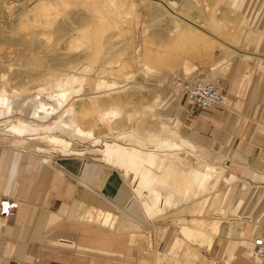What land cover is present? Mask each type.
Segmentation results:
<instances>
[{"label":"bare ground","instance_id":"obj_1","mask_svg":"<svg viewBox=\"0 0 264 264\" xmlns=\"http://www.w3.org/2000/svg\"><path fill=\"white\" fill-rule=\"evenodd\" d=\"M222 1L0 0V51L5 45L19 49L13 56L0 52L1 138L42 153L50 165L56 153L88 151L135 183L126 202L135 199L147 218L159 219L169 210L177 214V231L159 230L165 244L155 263L218 264L215 254L221 258L232 247L228 261L239 243L251 256V244L242 239L243 222L234 220L253 193L249 181L181 146L182 135L161 117L162 92L134 107L123 93L136 73L133 67L143 78L167 69L187 80L216 68L226 72L236 63L247 73L264 69V38L247 51L258 40V27L240 2L224 6ZM142 15L148 24H141ZM12 66L15 76L34 72L31 84H13L6 74ZM59 66L67 68L52 71ZM81 142L90 144L79 148ZM262 169L249 170L254 181L264 180ZM107 206L76 202L74 216L110 230L120 218L133 222L139 264H150L151 221ZM2 210H7L4 203Z\"/></svg>","mask_w":264,"mask_h":264},{"label":"crops","instance_id":"obj_2","mask_svg":"<svg viewBox=\"0 0 264 264\" xmlns=\"http://www.w3.org/2000/svg\"><path fill=\"white\" fill-rule=\"evenodd\" d=\"M226 2L229 6L240 2L250 23L258 27V40L248 48L251 52V47L259 46L260 40L264 38V0L257 7L255 0ZM240 65L234 64L224 74L218 68L214 69L210 79L221 84L222 101L207 109L210 112L203 110L189 119V110L180 103L177 105L178 102L172 104L171 97L166 94L162 103L165 111L162 117L182 135L181 146L192 145L209 161L225 167L243 180L248 179V187L253 189V193L248 205L234 220L243 222L242 239L252 247V236L264 232L261 230L264 223V180L258 182L245 177L244 171H260L264 168L263 157H259L262 149L253 164L247 161L249 144H252L251 154L257 146H264V102L257 103L258 100H264V69L247 73ZM238 71L242 72V76L236 79L234 75ZM240 89L245 101L236 96ZM253 100L257 101L256 105L251 104V114H256L258 120L249 127L244 122L246 116L238 113V110L244 109ZM211 125L210 139L200 134V131L206 132ZM215 140L222 143L219 150L212 146ZM234 142L235 147L239 148L232 151ZM0 143V264H139V241L132 236L137 226L133 222L120 218L115 229L110 230L85 223L74 216L76 202H84L103 209L109 205L110 209L114 207L115 212L125 211L132 218L149 222L135 199L126 202L130 187L122 171L121 174L112 170L117 168L83 155H75L76 160L52 155L50 165L42 153L15 148L1 136ZM106 199L112 203H107ZM3 203L7 206L6 211L2 210ZM250 217L255 220L253 224L249 223ZM247 249V246L239 243L228 261L225 258L232 247L224 252L222 262L216 261L218 264H257L247 254ZM153 252L151 248L148 257L150 264H156V252ZM207 253L214 256L213 252ZM215 256L220 259L218 254Z\"/></svg>","mask_w":264,"mask_h":264},{"label":"rangeland","instance_id":"obj_3","mask_svg":"<svg viewBox=\"0 0 264 264\" xmlns=\"http://www.w3.org/2000/svg\"><path fill=\"white\" fill-rule=\"evenodd\" d=\"M210 1H213V0H210ZM260 1L261 0H255V7H257V5L260 3ZM227 3L226 2V0H224V1H222V5H224L225 6V4ZM167 8H169L167 5H165ZM170 11H173L171 8L169 9ZM244 14H245V12H244ZM245 16L246 17H248L247 16V14H245ZM142 17H144L143 15L141 16V18ZM140 18V19H141ZM147 17L145 16L143 19H146ZM143 19H141V21H142V25L143 24H148V21H147V19L143 22ZM147 21V22H146ZM141 25V26H142ZM149 28V29H148ZM147 29L148 30H150V31H152V29H153V27H152V25H150L149 27H147ZM6 46H8V45H5V47H3V49L0 51V52H6V50H7V52H6V54L7 55H9V56H13L14 54H16V53H18L19 51V49H18V47H16V46H8V47H6ZM5 48H7V49H5ZM239 48H235V50H238ZM248 51V50H247ZM251 51H253V50H251ZM13 52V53H12ZM248 52H250V51H248ZM11 53V54H10ZM13 54V55H12ZM196 62V64L197 63H199L198 61H195ZM16 66H12L10 69H8L7 70V76H9V78H10V81L13 83V84H15V85H19V84H21V85H25V86H27L28 84L30 85L31 84V82L33 81L32 80V78L33 77H31L32 76V74L34 73V72H31V71H29V72H27V73H21V75L20 76H15V69H17V67L15 68ZM62 67V68H61ZM64 69V68H67L66 66L64 67V66H59V67H57L56 69H53L52 71L54 72V71H57L58 69ZM38 71H39V69H38ZM42 71V73L44 72L43 70H41V68H40V72ZM58 71H60V70H58ZM133 71L134 72H136V73H134L135 75H134V77L133 78H131L132 80H130V82H128V87L123 91V93H126V95H127V97H128V99L129 100H132V101H135V102H133L132 104H130V107H134V105L136 104V103H139V102H145V101H147V100H149L152 96H153V94L154 93H159V92H162L163 93V101H164V99H165V96H166V94H167V97H171L170 99V102L172 103V104H174V103H176V102H178V104L177 105H179V103L182 105V106H185L184 105V99H183V97H182V95L180 94V89H179V87H180V82H182V81H184V80H187V79H185V78H183L182 79V77H180L179 75H178V73H179V71H177V73H175L174 75L171 73V71H169V70H167V69H165V70H163V71H156L155 73H154V75H152V76H150V77H144L143 78V76L141 75V73H139L138 71H136V70H134V67H133ZM11 72V73H10ZM140 75H141V77H140ZM211 75H212V73H210V74H207L206 72L204 73V72H199V73H197L196 75H192L191 77H196V76H200L201 78H203V79H209V80H211L210 79V77H211ZM11 76V77H10ZM15 76V77H14ZM29 76V77H28ZM136 76V77H135ZM242 76V72L241 71H238L235 75H234V77L236 78V79H238V78H240ZM12 77L14 78L13 80H12ZM141 78L140 80L141 81H139V78ZM190 77V78H191ZM27 78L29 79V80H31V81H29V80H27ZM146 78V79H145ZM26 79V80H25ZM15 80V81H14ZM145 80V81H144ZM14 81V82H13ZM29 81V82H28ZM212 81H214V80H212ZM22 82V83H21ZM24 82V83H23ZM26 82V83H25ZM139 82V83H138ZM141 82V83H140ZM216 83H218L217 81H215ZM219 85H220V88H221V84L220 83H218ZM121 93H122V91H121ZM122 93V94H123ZM84 94H89V89H85V91H84ZM221 94H222V88H221ZM242 94V90L240 89V91L239 92H237V94H236V96L237 97H239V98H242L244 101H245V97L244 96H242L241 95ZM176 99H177V101H176ZM242 99H240L241 101H243ZM243 101V102H244ZM257 100H253L251 103H249L244 109H239L238 110V113H241V114H243V116H246V120H244V122H246L247 124H248V126L250 127V126H253L254 124H255V122L258 120V116L256 115V114H251V104L253 103V104H255V102H256ZM260 102H264V100L263 99H261V100H258V102L257 103H260ZM132 105V106H131ZM256 105V104H255ZM186 107V106H185ZM177 109H178V106H177ZM188 109V108H187ZM164 110H163V112H162V115H164ZM205 112H210V110H206ZM198 113H201V112H195V113H193V114H191V115H189V119L190 118H192L194 115H196V114H198ZM15 115H17V114H15ZM162 115H161V117H162ZM53 116H55V115H53ZM163 118V117H162ZM165 119V118H164ZM153 121V120H152ZM168 121V120H167ZM151 124H152V122H151ZM173 126V125H172ZM212 129H213V125H211V126H209V129L206 131V132H204V131H200V134L201 135H203V136H205L206 138H211V131H212ZM235 143L236 142H234V144L231 146V150L233 151L235 148H239V147H235ZM87 144H90L89 142H86V143H80V145H79V148H81V147H84V146H86ZM221 141L220 140H215L214 142H213V144H212V146H213V148L215 149V150H219V148L221 147ZM96 146H100V145H96ZM182 146L183 147H185V148H189V147H191L192 149H194V150H198L197 148H195L194 146H188V145H184V144H182ZM93 147V146H92ZM250 149H252V144H249L248 145V150H247V161H248V163L249 164H253L254 163V160H255V158H256V156L257 155H259V153H260V151H261V149L263 150V152L262 153H260V155H259V157L261 158V157H263L262 158V160H264V146L261 148L260 146H257V148L254 150V153H249V151H250ZM47 155V154H46ZM56 156H54V157H57V158H60V159H64V158H67V159H72V160H76V158H75V155H80V154H70V156H62L61 154H55ZM72 155V156H71ZM84 156H87V157H90V158H94V159H97V160H100V159H98L96 156H94L92 153H90V152H88V151H86L84 154H83ZM250 155H253L252 157H250ZM249 157V158H248ZM89 159V158H88ZM101 161V160H100ZM103 162V161H102ZM105 163V162H104ZM107 164V163H106ZM107 165H109V164H107ZM110 166V165H109ZM115 168V167H114ZM112 170H114V171H118V172H120L121 171V169H119V168H117V169H112ZM120 170V171H119ZM223 170L225 171V172H230L229 170H227L226 168H223ZM261 170H263V169H261ZM121 173V172H120ZM244 176L245 177H249V178H252L251 177V172L249 171V169L247 170V169H245V171H244ZM123 177V176H122ZM239 177V176H238ZM239 178H241V177H239ZM242 179V178H241ZM123 180H125L124 178H123ZM127 181V183H128V185H129V187L132 185H134L135 183H131V182H129L128 180H126ZM247 181V180H246ZM263 182V181H262ZM130 188H132V187H130ZM141 208H142V206H141ZM184 215V214H183ZM187 215V216H186ZM186 215H184V218L186 217V218H190V216L188 215V214H186ZM230 217V215H227V217ZM147 218V217H146ZM147 219H149V218H147ZM180 219V217L177 215V214H173V211L171 210H169V212H167L163 217H161V218H159V219H149V221H151L150 223H151V225H152V229L150 230V232H149V230H148V232H146L147 234L146 235H150L151 234V239H152V243H151V246H153V251L154 252H158L159 250H161V248L163 247V245L165 244L164 243V240H162V239H160V233H159V230L161 229V228H164V227H168V228H170L169 229V231H177L178 229H179V220ZM249 220V223H251V224H253L254 223V218H249L248 219ZM261 230L263 231L264 230V223H263V225H262V227H261ZM145 231V230H144ZM148 237V236H147ZM148 239V238H147ZM155 248H156V250L157 251H155ZM154 252H153V254H154ZM219 262H222L223 261V258H218L217 259ZM167 264H168V262H166ZM164 261L163 262H161V263H156V264H166Z\"/></svg>","mask_w":264,"mask_h":264},{"label":"built area","instance_id":"obj_4","mask_svg":"<svg viewBox=\"0 0 264 264\" xmlns=\"http://www.w3.org/2000/svg\"><path fill=\"white\" fill-rule=\"evenodd\" d=\"M181 91L190 115L207 110L222 99L219 86L200 76L182 81ZM251 256L257 259L258 264H264V232L252 240Z\"/></svg>","mask_w":264,"mask_h":264}]
</instances>
